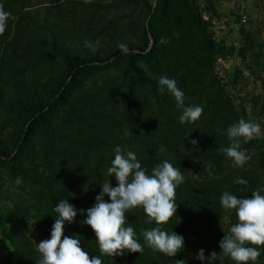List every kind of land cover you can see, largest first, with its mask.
<instances>
[{
  "label": "rangeland",
  "instance_id": "374dc122",
  "mask_svg": "<svg viewBox=\"0 0 264 264\" xmlns=\"http://www.w3.org/2000/svg\"><path fill=\"white\" fill-rule=\"evenodd\" d=\"M164 3L17 0L4 9L11 15L0 35V151L10 158L0 156V264L40 259L37 244L50 238L47 218L58 203L63 176L78 169L76 156L106 155L108 149L93 147L94 138L124 133L121 96L132 63L147 79L133 90L139 104H157V114L171 110L181 115L174 97L159 91L162 75L174 79L185 106H201L202 115L214 111L215 95L223 92L240 117L260 124L258 140L264 147V0H181L175 7ZM156 4L157 30L166 33L170 28L149 55L143 29ZM173 14L186 22L165 19ZM29 15L41 20V28L31 30ZM51 31L75 58L89 56L92 64L77 74L67 92L55 94L46 120L27 132L23 118L29 113L28 102L34 94L45 96L64 68L44 44ZM85 41L96 51L85 47ZM120 45L128 53L119 61L107 60L122 50Z\"/></svg>",
  "mask_w": 264,
  "mask_h": 264
},
{
  "label": "trees",
  "instance_id": "16d2710c",
  "mask_svg": "<svg viewBox=\"0 0 264 264\" xmlns=\"http://www.w3.org/2000/svg\"><path fill=\"white\" fill-rule=\"evenodd\" d=\"M14 1L17 0H0V4L8 10L9 3ZM162 1L167 7H175L181 2V0ZM157 6L156 4L150 14L147 27L143 29L146 45H150L147 53L149 55L156 49L159 37L163 39L165 33L163 30H157L159 19V13H155ZM169 16H165L168 21L174 19L179 23L186 22L183 17L177 20L176 14H173L172 18ZM28 20L31 30L41 28V20L36 16L29 15ZM43 30L50 31L48 26H43ZM53 32H50V40L43 38L44 44L50 50V56L60 58L64 68L58 76L56 85L45 96L34 94L33 99L28 102L29 113L23 118V123L28 127L27 132L46 120L48 111L57 101L55 94L59 92L62 96L67 92L77 74L92 64L89 56L75 58L70 47L55 41L56 34ZM127 53L125 50L113 52L107 60L119 61ZM129 54L135 55L132 51ZM130 72L120 106L124 133L122 131L123 134L117 137L112 134L95 137L93 147L100 149L104 147L108 149V154L99 153L88 157L84 152L81 156H76L77 171L64 175L63 187L58 190V193L56 192L57 202L66 199L77 210L74 221L70 224L65 222L64 235L79 239L82 249L88 252L89 257H100L102 264H174L175 260L181 259L186 264H235L232 259L220 252L219 242L223 235L229 234V228L237 222V217L234 210H225L221 206L220 197L225 191L236 195L237 198L250 197L254 190H261V194L264 195L263 143L257 138L242 144V149L247 150V162L243 167H232V162L225 158L220 149L230 145L226 135L227 128L240 119L246 120V118L238 115L225 93L215 95L216 106L213 113L201 115L206 117L207 121L182 124L179 121L178 111L163 110L157 114L154 109L157 104L151 105L150 102L139 104L133 90L137 85L147 82V79L133 63L130 64ZM46 106H49L48 110ZM215 117H217L216 121ZM193 139L197 142L195 145L190 143ZM117 146L125 155L129 151L135 153L146 174L150 175L153 167L166 160L178 168L184 176V182L175 190L177 213L162 225V230L168 233L174 231L184 237V248L175 257H167L163 253L153 251L145 244L142 230H150L156 225L155 222L146 223L147 217L142 208L133 209L125 214V227L130 226L134 229L137 241L143 246L142 253L126 251L124 255L112 258L101 255L93 230L90 226L81 223L86 218V212L82 213L80 210H86L95 204V196L101 191L100 185L108 178L111 187L117 186L115 177L107 175V168L114 159V149ZM162 146L163 152L159 151ZM16 148L20 150L22 146ZM0 156L10 158L4 150L0 151ZM238 180H245L247 183H238ZM103 198L106 202H110L106 194ZM55 216V212L48 215L47 221L52 225ZM201 249L204 250L205 257H208L204 261L196 258ZM259 251L261 255L255 264H264V246H261ZM213 252L216 255L210 256ZM38 260L33 257L31 264H36Z\"/></svg>",
  "mask_w": 264,
  "mask_h": 264
},
{
  "label": "clouds",
  "instance_id": "9594fccd",
  "mask_svg": "<svg viewBox=\"0 0 264 264\" xmlns=\"http://www.w3.org/2000/svg\"><path fill=\"white\" fill-rule=\"evenodd\" d=\"M92 0H84L85 4ZM10 13L0 4V35L5 32ZM164 40H161L163 43ZM85 47L96 51L90 42H84ZM122 50L125 45L119 46ZM159 91L170 93L181 109L180 123H194L202 113L203 108L198 105L185 106V95L177 87L176 81L167 76L158 80ZM226 135L230 145L221 148L220 152L232 162V167H243L247 162V144L253 139L261 137V126L258 123L240 119L227 128ZM190 143L195 145L196 140ZM164 151L163 146L160 148ZM115 156L107 168V175L114 176L117 186L111 187L107 178L101 191L95 196V204L86 212V218L81 221L83 225L91 227L101 255L109 257L121 256L125 252H143V246L136 239V233L130 226L125 227L126 213L136 208H142L146 214V223L155 222L156 227L142 230L145 244L153 251L163 253L167 257H175L184 248V237L172 231L162 230L170 218L177 213L175 200L176 188L184 182L180 170L168 161L152 168L151 174H146L135 153L129 151L123 154L119 146L114 149ZM21 181L17 178L16 183ZM238 183L246 184L245 180ZM105 194L110 202L104 200ZM221 206L225 210H234L237 222L229 228V234L223 235L219 242L220 252L232 259L235 264H255L261 255L259 251L264 246V195L261 190H254L250 197L237 198L236 195L225 191L220 197ZM53 211L56 213L55 221L51 227L50 238L41 240L36 247L40 259L36 264H102L98 256L89 257L88 252L81 247L80 240L73 236L64 235L65 222L72 223L77 210L66 199L60 200ZM213 252L210 256H215ZM209 256V257H210ZM197 259L204 261V250L197 253ZM174 264H186L184 260H175Z\"/></svg>",
  "mask_w": 264,
  "mask_h": 264
}]
</instances>
